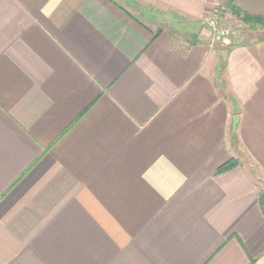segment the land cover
<instances>
[{
	"label": "crops",
	"instance_id": "obj_1",
	"mask_svg": "<svg viewBox=\"0 0 264 264\" xmlns=\"http://www.w3.org/2000/svg\"><path fill=\"white\" fill-rule=\"evenodd\" d=\"M229 5L264 19L0 0V264H264V38L212 40Z\"/></svg>",
	"mask_w": 264,
	"mask_h": 264
},
{
	"label": "trees",
	"instance_id": "obj_2",
	"mask_svg": "<svg viewBox=\"0 0 264 264\" xmlns=\"http://www.w3.org/2000/svg\"><path fill=\"white\" fill-rule=\"evenodd\" d=\"M228 9L231 11V14L236 17L242 24L247 26L249 29L255 30L257 27H264V19L251 17L248 15H243L238 13L231 5L228 6ZM238 166V162L236 160H230L224 165L220 166L216 173H224L230 171ZM259 203L264 211V194L259 195Z\"/></svg>",
	"mask_w": 264,
	"mask_h": 264
},
{
	"label": "rangeland",
	"instance_id": "obj_3",
	"mask_svg": "<svg viewBox=\"0 0 264 264\" xmlns=\"http://www.w3.org/2000/svg\"><path fill=\"white\" fill-rule=\"evenodd\" d=\"M231 12V11H230ZM209 17H212V16H208L207 18ZM226 15L223 16V24L220 23L219 19H218V14H216V17L215 19L219 22V24L224 27V28H230V29H233L235 31L238 32V35L235 37V38H231L230 42H232L233 44H236V43H241L243 41V39H245L244 37L246 35H256L254 37L258 38V39H262L264 38V27H257L255 30H252V29H249L247 26H245L244 24H242L239 20L240 23H237V24H230V25H225L224 23L227 21L226 19ZM214 41H217L216 40V37L214 36ZM218 41H222V40H218ZM224 41V40H223ZM238 162V161H237ZM239 163V162H238Z\"/></svg>",
	"mask_w": 264,
	"mask_h": 264
},
{
	"label": "built area",
	"instance_id": "obj_4",
	"mask_svg": "<svg viewBox=\"0 0 264 264\" xmlns=\"http://www.w3.org/2000/svg\"><path fill=\"white\" fill-rule=\"evenodd\" d=\"M217 13H213L205 20L204 24L206 26V29L210 33V37L212 40H214V36L216 37V40H230L231 38H235L238 35V32L230 29V28H224L222 27L219 22L215 19Z\"/></svg>",
	"mask_w": 264,
	"mask_h": 264
}]
</instances>
